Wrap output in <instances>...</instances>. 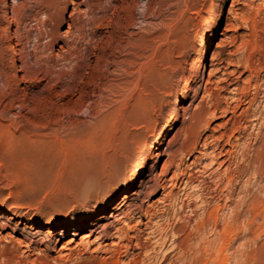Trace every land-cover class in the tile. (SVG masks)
Segmentation results:
<instances>
[{"label":"rangeland","instance_id":"374dc122","mask_svg":"<svg viewBox=\"0 0 264 264\" xmlns=\"http://www.w3.org/2000/svg\"><path fill=\"white\" fill-rule=\"evenodd\" d=\"M263 15L264 0H0V264H264V127L231 112L253 75L262 107Z\"/></svg>","mask_w":264,"mask_h":264},{"label":"bare ground","instance_id":"6f19581e","mask_svg":"<svg viewBox=\"0 0 264 264\" xmlns=\"http://www.w3.org/2000/svg\"><path fill=\"white\" fill-rule=\"evenodd\" d=\"M234 2H237V3H239V2H241V0H234ZM236 4V3H235ZM3 5H6V2H4L3 3ZM264 16V15H263ZM264 18V17H263ZM260 19V18H259ZM254 21V20H253ZM255 26V25H254ZM246 28V27H245ZM263 28V27H262ZM250 34V33H249ZM5 37H9V32L8 33H6L5 34ZM264 41V40H263ZM250 44V43H249ZM260 47V46H259ZM262 51V50H261ZM204 53L206 52V47L204 48V51H203ZM8 53L10 54V55H13V53H14V48L12 47V46H10L9 47V51H8ZM246 53V52H245ZM259 56V55H258ZM246 57V56H245ZM253 61V60H252ZM10 63H12V65H16V63H17V58L15 57V56H11V58H10ZM242 65H244V69L245 70H247V71H249V72H251V79H252V72H253V70L254 69H252L253 68V66H252V68H251V70H250V68H249V65H248V61L246 60L245 61V63L244 64H242L241 63V66ZM16 67V66H15ZM202 67H205L204 65L202 66ZM243 67V66H242ZM256 71V70H255ZM254 71V72H255ZM248 72V73H249ZM201 73H199V71H196L191 77H190V79H189V81L188 82H186L185 83V85L183 86V89H182V91L178 94V95H176L175 96V99H174V101H173V105H174V108H173V111L171 112V115H170V117L173 119L174 117H175V115L177 114V107H176V105L179 103V101H181V99L183 98V96H184V93L186 92V90L189 88V86L191 85V84H193L198 78H199V75H200ZM254 77V79H255V82H254V84H253V92L251 93V97L250 98H247L246 96H244V98L243 99H240L239 97H236L235 98V105L232 107V110H231V112H232V114L234 115L235 114V111L237 110V108H239L240 107V105L242 104V103H247V105H248V108L247 109H245V108H242L241 109V111L239 112L240 114V116L241 115H244V116H246V115H250L251 116V120H249L250 122H251V128H253V127H255V126H257L258 128H263L264 127V92L262 93V94H260V98H259V101H262V107L260 108V109H258L257 107L256 108H254V109H252L251 108V113H249L248 111V109H249V107L251 106H253L255 103V99H256V96H257V92H259V89L261 88L260 87V83H258L257 81H258V79L260 78L259 77V75H253ZM250 77V76H249ZM253 80V79H252ZM251 80V81H252ZM262 85V84H261ZM236 88V87H235ZM261 90H262V88H261ZM251 92V91H250ZM244 95V94H243ZM256 95V96H255ZM261 99V100H260ZM257 102V101H256ZM258 103V102H257ZM228 109V108H227ZM227 109H224V111L223 112H225V110L227 111ZM230 110V109H229ZM228 110V111H229ZM232 116V115H231ZM250 124V123H249ZM234 126V125H233ZM229 128V127H228ZM235 130V129H234ZM243 130V129H242ZM238 132V131H237ZM239 133H240V131H239ZM241 139V138H240ZM227 142V141H226ZM205 143V142H204ZM227 144V143H226ZM231 147V146H230ZM216 152V151H215ZM214 152V153H215ZM231 152V151H230ZM216 154V153H215ZM212 162H214V161H212ZM238 162V161H237ZM260 162V161H259ZM262 162V161H261ZM261 164V163H260ZM203 168V167H202ZM141 171H143V166H136V168H135V170H134V172L132 173V176H131V179H130V184H129V187H132L133 186V184H134V182H135V180H136V177L138 176V174L141 172ZM251 172H253L254 174H256V173H258L259 174V172H261L260 170H259V168L256 166V167H254L253 169L251 168ZM230 175V174H229ZM233 176V175H232ZM194 177V176H193ZM188 178V177H187ZM235 179V178H234ZM210 180V179H209ZM229 181H230V178H229ZM186 183V182H185ZM184 183V184H185ZM231 183V182H230ZM218 185V184H217ZM185 187V186H184ZM262 187V186H261ZM232 190V189H231ZM263 190V189H262ZM214 191V190H213ZM232 192V191H231ZM262 192V191H261ZM201 194V193H200ZM213 195V194H212ZM221 197V196H220ZM128 198V195H126V194H124L123 195V197L121 198V200H119L118 202H116V204L114 205V206H112V210L114 209H118V207H120L123 203H125L126 202V199ZM261 200V199H260ZM158 202V201H157ZM216 202V201H215ZM171 204V203H170ZM211 204V203H210ZM206 208V207H205ZM220 208V207H219ZM222 208V207H221ZM220 208V209H221ZM230 208V207H229ZM232 209V208H231ZM103 211H105V208L103 209ZM233 213V212H232ZM216 214V213H215ZM240 214V213H239ZM234 215H235V213H234ZM200 216V215H199ZM203 216V215H202ZM208 217H209V215H208ZM231 219H232V221H233V215H230L229 216ZM96 220V219H95ZM212 220V219H211ZM236 220V219H235ZM94 222V220L92 221V220H90V222H86V221H80V222H78V223H75V224H70V228H71V226L73 227V230H72V232H71V237H73L75 234H76V231L80 228V227H85V226H90L92 223ZM124 222V221H123ZM208 223V222H207ZM214 223V222H213ZM253 223V222H252ZM109 225V224H108ZM225 225V224H224ZM111 226V225H110ZM232 225H230V227H231ZM69 228V226H67V225H65V226H63L62 227V229H60V230H54V231H52V233H51V235H55L56 237L59 235V234H64V233H66L67 232V229ZM226 228V227H225ZM232 228V227H231ZM234 228V227H233ZM117 229V228H116ZM36 229H32L29 233L31 234V237H30V240L33 242V241H36L37 239H35V237H36V235H38L37 233H38V231H35ZM71 230V229H70ZM181 230V229H180ZM116 231V230H115ZM120 232V231H119ZM216 232V231H215ZM86 234H83V236H81V240H85V238H88L89 236H90V234H89V232H85ZM117 233V232H116ZM226 233V232H225ZM194 234V233H193ZM26 235V234H25ZM102 235V234H101ZM167 235H168V233H167ZM173 235V234H172ZM55 236H54V238H55ZM98 236H99V234H98ZM117 236V235H116ZM132 236V235H131ZM97 238V237H96ZM175 238V237H174ZM188 238V237H187ZM191 238V237H190ZM219 238V237H218ZM73 240V238L69 241V243H71V241ZM94 240V239H93ZM179 240V239H178ZM222 240V239H221ZM166 241V240H165ZM213 241V240H212ZM22 242H23V240H22ZM30 242V241H29ZM43 242H44V240H43ZM52 242V241H51ZM161 242V241H160ZM215 242V241H214ZM68 243V242H67ZM20 244V243H19ZM175 244V243H174ZM206 244V243H205ZM25 246H26V248H27V250H34L36 247H32V246H30V244L29 243H25L24 244ZM187 245V244H186ZM196 246V245H195ZM182 247V246H181ZM140 248V247H139ZM142 248V247H141ZM37 249V248H36ZM63 249H65V247L63 248ZM187 249V248H186ZM71 250V249H70ZM197 251V250H196ZM11 252V251H10ZM45 252V251H44ZM111 252V251H110ZM40 253V252H39ZM42 254H44V253H42ZM42 254H41V256L39 255V256H37L36 258H34V259H28V256H25V258H22V260L20 261V263L21 264H46V260H45V258L43 259L42 258ZM115 254V253H114ZM45 255V254H44ZM65 254H63V255H60V256H64ZM19 256V255H18ZM82 256V255H81ZM24 257V256H23ZM44 257V256H43ZM50 258H52V257H50ZM57 258V257H56ZM52 259H55V258H52ZM51 262V261H50ZM19 263V264H20Z\"/></svg>","mask_w":264,"mask_h":264}]
</instances>
